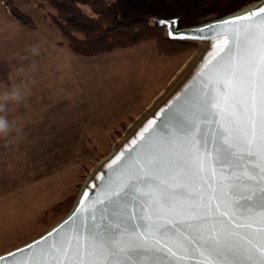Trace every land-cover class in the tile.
Returning a JSON list of instances; mask_svg holds the SVG:
<instances>
[{"label":"snow or ice","instance_id":"obj_1","mask_svg":"<svg viewBox=\"0 0 264 264\" xmlns=\"http://www.w3.org/2000/svg\"><path fill=\"white\" fill-rule=\"evenodd\" d=\"M155 23L174 37L212 29L198 87L109 162L92 205L33 241L30 260L0 264H264V3L182 31L178 16Z\"/></svg>","mask_w":264,"mask_h":264},{"label":"rangeland","instance_id":"obj_2","mask_svg":"<svg viewBox=\"0 0 264 264\" xmlns=\"http://www.w3.org/2000/svg\"><path fill=\"white\" fill-rule=\"evenodd\" d=\"M14 1L32 16L36 27L12 20L0 0V90L27 88V95L18 102L20 109L27 103V109L18 111V119H9L12 127L6 134L0 133V254L41 235L70 211L89 173L146 111L136 115L149 97L150 86L172 71L168 78L175 76L199 48L193 42L196 47L189 53L162 56L151 51L154 43L150 41L141 47L82 57L65 44H56L61 35L46 17L49 8H40L37 0ZM257 1L120 0V5L122 17L144 15L152 20L180 16L195 6L189 19L179 24L185 27ZM85 10L90 11L86 6ZM33 44L39 47L36 54L29 50ZM37 60L42 71L36 70L39 64L35 63L33 76L12 77L16 63L26 72L28 63ZM44 68L51 74L54 70L57 79H48ZM69 195L74 196L71 206L53 211Z\"/></svg>","mask_w":264,"mask_h":264},{"label":"trees","instance_id":"obj_3","mask_svg":"<svg viewBox=\"0 0 264 264\" xmlns=\"http://www.w3.org/2000/svg\"><path fill=\"white\" fill-rule=\"evenodd\" d=\"M1 4L11 19L28 28L36 27L32 16L14 0H1ZM37 4L40 8L50 9L46 17L60 32L58 44H65L79 56L94 57L150 41L154 43L156 53L162 56H178L196 47L191 41L166 37L165 26L144 15L122 17L120 0H37ZM85 6L90 9L89 12ZM195 10L193 6L183 12L179 16V24L186 22ZM122 124L125 126L124 122ZM117 134L121 135V131ZM73 200L74 196L69 195L53 211H65Z\"/></svg>","mask_w":264,"mask_h":264},{"label":"water","instance_id":"obj_4","mask_svg":"<svg viewBox=\"0 0 264 264\" xmlns=\"http://www.w3.org/2000/svg\"><path fill=\"white\" fill-rule=\"evenodd\" d=\"M259 2L258 5L254 6L257 7L260 4L264 3V0L257 1ZM252 8V7H251ZM249 10V9H248ZM246 11V10H245ZM243 11H235L233 13L226 14L224 16L208 20L206 22H203V24H213L214 21H220V20H226L228 15H239ZM179 17V16H178ZM201 24V23H200ZM200 24L191 25V26H185L180 27L179 23L176 26L177 31H182L188 28H191L193 26H198ZM228 29L230 30L231 24H229ZM166 28V37L175 39V40H187L191 42L198 43L197 41H208V48L204 51V53L199 57V59L196 61V63L193 65V67L186 73V75L183 76L181 80L178 81L177 84H175L168 93L164 96L163 100L160 102V104L156 107V109L142 122V124L136 129V131L129 136L125 141L122 142V144L118 147V149L113 153L112 151L106 156V159L98 166V168L91 174L90 178L87 180L86 186L78 193V196L70 209V211L56 224H54L51 228H49L47 231L42 233L41 235L37 236L36 238L17 246L13 249H10L9 253H12V260L14 261H25L30 260V253L32 250V242L38 241V238L43 236L46 232H50L52 229L57 228L58 225H62V222L66 221L74 212L78 210V208H88L90 205L94 203L95 198H99L105 189V185L109 182L110 174L113 171V167L111 163H109L117 154L120 152H127L129 151L128 145L132 144L133 140H137L140 138L142 132L147 128L149 125V122L156 120L159 121L160 117L163 112L167 110V107L170 106L171 102H174L177 99V94H183L185 91L188 90L189 87L195 89L198 87L197 84V77L199 74L200 64L203 59H206L209 54L212 52L213 48L216 47V43L210 35L212 29L210 28L208 31H205L204 29H199L198 35L193 37H174L167 34V27ZM205 135L208 136V138H211V127H208L205 130ZM105 173H109V175H105ZM192 187L196 191H200L201 188H198V185L203 186L202 190L207 193V183H208V177L207 176H200L198 174H193L191 177ZM87 193V195H86ZM28 246L25 248V246ZM37 246H39L37 244ZM14 249H20L19 254H17ZM1 253L0 256H4L6 253ZM150 261L153 259L152 257L148 258ZM155 260L158 262V264H169V260L163 257H157ZM2 264H10L7 257L4 258V261ZM189 264H200L199 261H190Z\"/></svg>","mask_w":264,"mask_h":264},{"label":"crops","instance_id":"obj_5","mask_svg":"<svg viewBox=\"0 0 264 264\" xmlns=\"http://www.w3.org/2000/svg\"><path fill=\"white\" fill-rule=\"evenodd\" d=\"M6 15H7V13H6ZM146 43H148V42L141 43V44H139V45H137L135 47H141L142 45H144ZM56 44L59 45V46H63V45L58 44V42ZM151 51H153L156 54L153 45H152V50ZM42 59H44V56H43ZM18 63H16V64H18ZM35 63H36V65L39 64V65L36 66V70L37 71H42V69L40 68L41 64L38 62V60L36 62H32L31 65H30V63H28L26 72L25 71L24 72L16 71V70H18L20 68V64H18V65L15 64L16 65V66L14 65L15 68H14V66L12 67V73H13L12 77H14L15 79H19L21 77L23 78L24 76H30V75L33 76V74H36V72H37V71H35ZM50 68H51V65L48 67V69H50ZM44 69H45V71L48 70L46 68H44ZM47 72H48V75H50V76H48V79H51V80H53V79L56 80L57 79L56 78L57 76L54 74V70L52 71L53 74L49 73V71H47ZM56 73L60 74L59 70H56ZM172 74H173V71L170 72L169 74H167L166 78H163V76H162L160 81H159V83L152 84L150 86V88L148 90V96L149 97L145 101V103H144L143 107L141 108V110L136 113V115L140 114L143 110H145L147 108V106L155 99V97L158 94H160V92H162L163 89H165V86L168 85L170 80L174 77V75H173L171 79L168 78ZM45 75L46 74H42L40 77H45ZM52 76H54L55 78L52 77ZM167 79H169V80H167ZM43 86L48 90L49 87H47L48 85H47L46 82H43ZM3 92H4V90H0V93H3ZM18 102H19V100H15V99H8V100L0 101V103H2L4 105L3 108H0V115L6 116L8 120L11 119L13 116H14L15 120L18 119L19 118V115H18L19 112L18 111L20 110V112H21V111H24V110L27 109V103H23L25 105V107L20 109V106H19L20 104ZM13 112H14V115H13ZM22 126L29 128L28 126H26V124H22ZM25 133H26L25 135L30 136V132L29 131H26Z\"/></svg>","mask_w":264,"mask_h":264},{"label":"bare ground","instance_id":"obj_6","mask_svg":"<svg viewBox=\"0 0 264 264\" xmlns=\"http://www.w3.org/2000/svg\"><path fill=\"white\" fill-rule=\"evenodd\" d=\"M259 2H255L253 4H250L249 6H246L240 11H245L250 9L251 7H254L258 5ZM239 11V10H238ZM199 44V48L194 52V54L185 62V64L180 68V70L175 74V76L171 79L169 82V87L165 88L158 94L155 99L147 106L146 111L143 114H140L135 122L131 123L130 126L126 129L124 135L119 138L111 150L113 153L118 149V147L122 144L123 141H125L129 136H131L136 129L142 124V122L156 109V107L160 104V102L163 100L164 96L168 93V91L178 83L179 80L183 78L184 75L193 67V65L196 63V61L199 59V57L204 53V51L208 48V41H197ZM106 159L103 158L96 166L93 168L92 173L98 168V166ZM91 174L87 176V179L85 182H83L81 186V190L86 186L87 180L90 178Z\"/></svg>","mask_w":264,"mask_h":264},{"label":"clouds","instance_id":"obj_7","mask_svg":"<svg viewBox=\"0 0 264 264\" xmlns=\"http://www.w3.org/2000/svg\"><path fill=\"white\" fill-rule=\"evenodd\" d=\"M30 52L36 54L39 52V47L36 44H33L29 48ZM18 71L24 72L25 69L21 66ZM27 95L26 86L20 87L15 86L12 90H5L3 93H0V100L15 99L20 100L23 96ZM3 104L0 103V108H3ZM12 125L6 116L0 115V133H7L11 129Z\"/></svg>","mask_w":264,"mask_h":264}]
</instances>
